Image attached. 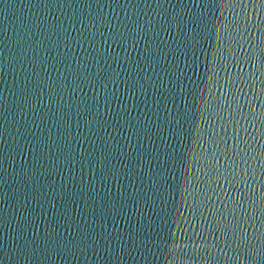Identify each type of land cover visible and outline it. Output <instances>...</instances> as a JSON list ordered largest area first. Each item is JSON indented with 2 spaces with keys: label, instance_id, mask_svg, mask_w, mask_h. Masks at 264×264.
Masks as SVG:
<instances>
[{
  "label": "water",
  "instance_id": "water-1",
  "mask_svg": "<svg viewBox=\"0 0 264 264\" xmlns=\"http://www.w3.org/2000/svg\"><path fill=\"white\" fill-rule=\"evenodd\" d=\"M0 264H264V0H0Z\"/></svg>",
  "mask_w": 264,
  "mask_h": 264
}]
</instances>
